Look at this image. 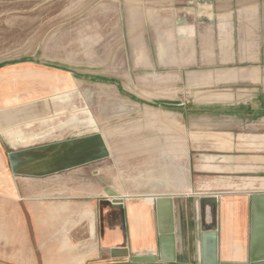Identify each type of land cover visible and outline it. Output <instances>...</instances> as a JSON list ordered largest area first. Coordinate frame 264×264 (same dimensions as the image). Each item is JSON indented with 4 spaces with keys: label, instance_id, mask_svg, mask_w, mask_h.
<instances>
[{
    "label": "crops",
    "instance_id": "obj_1",
    "mask_svg": "<svg viewBox=\"0 0 264 264\" xmlns=\"http://www.w3.org/2000/svg\"><path fill=\"white\" fill-rule=\"evenodd\" d=\"M182 5L188 29L208 38L203 56L187 54L186 63L193 62L190 72L201 64L218 84V101L203 105L218 128L196 134L185 153L162 146L150 153L111 150L91 163L87 179L78 178L80 167L44 176L56 165L16 158L20 151L65 153L61 144L31 150L63 140L8 150L6 171L0 144V264H139L134 258L158 257L162 198L174 206L176 261L165 264L213 263L206 249L214 238L206 237L214 232L216 264L249 260L252 197L264 195V0ZM18 176L38 182L21 185Z\"/></svg>",
    "mask_w": 264,
    "mask_h": 264
},
{
    "label": "rangeland",
    "instance_id": "obj_2",
    "mask_svg": "<svg viewBox=\"0 0 264 264\" xmlns=\"http://www.w3.org/2000/svg\"><path fill=\"white\" fill-rule=\"evenodd\" d=\"M186 2L0 0L4 171L7 151L30 145L98 135L109 155L161 146L185 153L188 142L199 140L196 134L217 129L203 105L218 101V84L209 82L201 64L187 69L193 62L187 64L186 55L200 59L208 38L188 29ZM91 169H76L78 178H89Z\"/></svg>",
    "mask_w": 264,
    "mask_h": 264
},
{
    "label": "water",
    "instance_id": "obj_3",
    "mask_svg": "<svg viewBox=\"0 0 264 264\" xmlns=\"http://www.w3.org/2000/svg\"><path fill=\"white\" fill-rule=\"evenodd\" d=\"M61 144L65 146V153L52 152L48 156L39 155L33 156L30 152L20 151L18 157H25L22 159L23 163L29 162L30 166L33 160L52 158V162L48 161L49 166L56 165L48 173L42 175L47 176L55 172L74 169L82 166L89 165L93 162L101 161L109 157V152L100 136L93 138H78L75 140H68L61 143L40 146L35 149L54 148ZM53 153V154H52ZM16 158H12L16 165ZM40 163L39 166H44ZM47 165V164H46ZM45 165V166H46ZM52 171V172H51ZM110 196H118L116 193L109 194ZM158 209V218L160 222V256L156 257H139L134 258L133 262L139 264H165L176 261L175 252V235H174V206L173 200L170 198L158 199L156 202ZM214 238L211 245L208 246L206 251L214 259L213 263L216 264L217 258V233L214 232L207 235L206 240ZM209 241V242H210ZM264 195L257 194L252 197V231H251V252L250 258L246 263H229L222 262L221 264H264ZM207 245V244H206ZM208 256V255H207Z\"/></svg>",
    "mask_w": 264,
    "mask_h": 264
}]
</instances>
